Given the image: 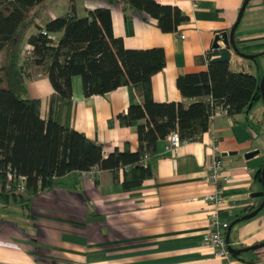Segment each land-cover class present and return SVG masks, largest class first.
<instances>
[{
	"label": "crops",
	"instance_id": "crops-1",
	"mask_svg": "<svg viewBox=\"0 0 264 264\" xmlns=\"http://www.w3.org/2000/svg\"><path fill=\"white\" fill-rule=\"evenodd\" d=\"M154 1L176 5L186 20L173 32H161L154 19H143L139 12L127 11L124 18L118 0H47L37 24L43 26L65 12L81 17L95 8L108 9L112 34L121 38L124 48L162 49L164 64L150 77L152 100L187 104L192 99L181 97L177 75L206 69L215 36L229 32L243 0ZM36 31L31 27L27 34ZM232 37L244 53L227 45L228 69L251 74L257 83L246 111L226 115L215 109L200 138L175 150L166 148L165 139L158 140L152 177L129 191L122 189L123 169L118 168L99 169L95 176L71 171L52 178L49 187L33 195L0 192V264H222L204 244L210 207L202 197L214 191L204 180L205 164L214 154L225 177V201L216 214L231 226L228 244L236 251L229 253V262L264 264V204L239 219L264 201V195H251L264 191V104L259 86L264 75V0L246 1ZM25 71L26 96L39 99L44 118L52 88L38 68L28 66ZM70 89L73 130L100 144L105 154L135 151V125L120 126L116 119L128 105L140 102L132 86L86 97L80 77L74 75Z\"/></svg>",
	"mask_w": 264,
	"mask_h": 264
},
{
	"label": "trees",
	"instance_id": "trees-1",
	"mask_svg": "<svg viewBox=\"0 0 264 264\" xmlns=\"http://www.w3.org/2000/svg\"><path fill=\"white\" fill-rule=\"evenodd\" d=\"M112 1V0H108ZM124 18L136 11L155 20L161 32H173L186 20L176 5L154 0H118ZM47 0H0V178L6 168L26 176L25 192L33 195L49 187L53 177L71 171L123 169L124 191L138 187L153 175L156 142L175 131L180 140H198L215 109L226 115L246 111L256 92V79L232 72L226 62H210L199 72L180 73L175 86L191 102H154L150 77L164 64L160 48L126 49L112 34L110 14L95 8L77 17L58 15L43 26L37 16ZM31 27L37 31L27 34ZM51 35H57L52 39ZM234 42V39L232 37ZM29 55L21 57L23 44ZM237 54L243 50L235 44ZM36 67L52 88L47 112L40 115V101L26 96V67ZM81 79L84 96L103 95L130 85L140 99L116 116L120 126L135 125L137 146L130 152L103 148L70 127V78ZM255 130V124H250ZM147 155L144 163L141 156Z\"/></svg>",
	"mask_w": 264,
	"mask_h": 264
},
{
	"label": "built area",
	"instance_id": "built-area-1",
	"mask_svg": "<svg viewBox=\"0 0 264 264\" xmlns=\"http://www.w3.org/2000/svg\"><path fill=\"white\" fill-rule=\"evenodd\" d=\"M217 40H214V43L218 47L223 48L224 45L221 43L220 34ZM180 38H183V35H180ZM30 45L26 44L24 48V56L29 55ZM213 49V48H212ZM224 114L225 110H222ZM214 113L208 116V121L212 119ZM186 142L185 140H180L175 131L169 133L165 137L166 148L169 150H175L181 143ZM106 154L103 152V156ZM147 159V155L141 156L140 162L144 163ZM99 168L97 166H92L86 172L90 176H95ZM205 176L204 180L212 185H214V191L208 194L203 195V201L210 207L209 211V227L205 235L204 244L206 247H209L214 255L218 257L222 264H230L229 258L230 254L228 252V245L225 242L224 235L227 229L228 224L217 218V210L224 203V198L221 195V191L224 189V185L221 184L224 181L223 166L220 161L218 154H214L212 158L205 164ZM54 178V177H53ZM26 188V176L22 174H17L15 171L6 168L3 173V176L0 178V192H25Z\"/></svg>",
	"mask_w": 264,
	"mask_h": 264
},
{
	"label": "water",
	"instance_id": "water-1",
	"mask_svg": "<svg viewBox=\"0 0 264 264\" xmlns=\"http://www.w3.org/2000/svg\"><path fill=\"white\" fill-rule=\"evenodd\" d=\"M247 0H243L239 10H238V14H237V17H236V20L235 22L233 23V25L231 26L229 32L227 34H224V33H221L220 34V38H221V43L224 45L223 48L221 47H218L216 43H213L212 44V51L208 54V56H213V58H211L209 61L210 62H226L228 60V54H227V51L225 50V47L227 45H230V47L232 48V50L234 52H236V49H235V45H234V42L232 40V31L234 29V27L236 26V24L238 23V21L240 20V17H241V14H242V11H243V8L245 6V3H246ZM218 39V36H215L214 40H217ZM242 55V54H240ZM243 56V55H242ZM249 58L253 57L252 55L248 56ZM263 81H264V75L262 76L261 78V82L259 84L260 86V91H261V99H262V102L264 104V93H263ZM254 153H256V150L255 151H251V152H247L245 154V157H250L252 156ZM262 175H263V182H264V162L262 164ZM252 196H262L264 195V191L263 192H257V193H252L251 194ZM264 204V201L258 206V208H256V210H254L253 212L245 215V216H242L241 218L239 219H242V218H247L249 216H252L254 214L255 211H257L258 209L261 208V206ZM235 222V221H234ZM230 225L227 226V229H226V232H225V235H224V239H225V242L228 244V231L230 229ZM228 249V252L229 253H235L236 251L234 250H231L229 245L227 247Z\"/></svg>",
	"mask_w": 264,
	"mask_h": 264
},
{
	"label": "rangeland",
	"instance_id": "rangeland-1",
	"mask_svg": "<svg viewBox=\"0 0 264 264\" xmlns=\"http://www.w3.org/2000/svg\"><path fill=\"white\" fill-rule=\"evenodd\" d=\"M24 48H25V46H24ZM24 54V53H23Z\"/></svg>",
	"mask_w": 264,
	"mask_h": 264
}]
</instances>
